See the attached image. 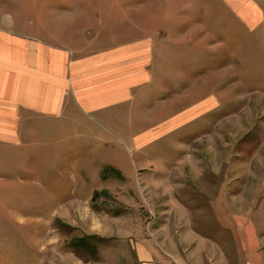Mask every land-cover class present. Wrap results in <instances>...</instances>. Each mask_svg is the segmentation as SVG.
Segmentation results:
<instances>
[{"label": "rangeland", "instance_id": "rangeland-1", "mask_svg": "<svg viewBox=\"0 0 264 264\" xmlns=\"http://www.w3.org/2000/svg\"><path fill=\"white\" fill-rule=\"evenodd\" d=\"M50 1L51 4L55 2ZM200 1L202 14L199 22H203L207 29L206 41L201 42L198 47L192 42L179 49L171 47L164 52L163 59H169L166 56L169 53L175 55L183 51L184 56L189 58L185 68L188 78L183 80L184 83L190 87L198 83L194 87L196 93L206 100L216 97L217 107L208 108L204 115L189 124L168 128H150L146 122H136V116H145V112L127 111L126 123L120 129L121 135L126 139H116L110 134L108 138L111 139H104L100 144L95 139L88 142L85 139H69L67 143L56 142L46 148L51 154L47 162L51 167H60L62 173H67L70 169L81 173L80 168L84 166L82 162L85 158L89 162L94 161V168L99 167L103 161H112L115 166L121 164L129 173L127 178L134 180L132 193L97 191L94 193V203L89 205L91 207H86V202L83 203L92 196L89 191L91 189L87 191L78 188L73 191L66 185L62 191H57L53 188L56 176H51L43 190L35 177L37 158L14 159L13 153L7 156L6 144L0 142V171L9 167L18 173L13 177L12 190L0 191V202H13L14 208L13 216L5 218L0 207V264H137L129 242L130 235L134 236L136 232L138 235L143 233L148 243L163 253L160 264H185L182 256L177 254L188 247L192 250V256L186 258H193L197 262L199 250L214 254L213 248L219 245L230 249L232 253L236 249L242 251L238 262L236 256L232 257L236 264H264V198L259 201V207L253 209L255 221L246 224L242 216L238 218L239 224H236L231 241L226 225H221L223 228H220L214 222L212 209L203 205L206 208H198L195 205L190 209L193 210L190 214L193 225L190 226L211 239H214L216 232L222 235L220 241H205L203 237L194 240L188 236L181 223L182 208L176 207L171 193L164 190L165 184L169 183L170 189L178 198L184 197L197 203L198 181L196 176L189 175V171L192 173L197 164L202 162L208 171L205 173L209 175L215 166L213 156L216 153L222 156L221 160L225 164H228L231 155H238L239 159L242 157L241 160L234 159V162H238L235 175L239 177V194L247 187L246 197L253 200L257 187L264 185V0L252 2L257 7L256 17L262 18L258 25L248 16L243 20L224 0ZM101 2L93 0L91 7L100 6ZM143 2L125 0L121 1L120 6L136 8ZM62 3L67 7L88 6L86 0H62ZM5 4L6 0H0V6ZM179 4L182 7L187 5L186 0H180ZM32 6L38 5L35 3ZM189 9H193L191 4ZM190 10L187 21L189 25L198 22ZM5 28L7 17L0 16V31L6 32ZM171 76L172 74L161 77L159 85L164 83L166 89L159 86L161 90L157 91L156 98L151 102L147 101L144 107L152 105L160 108L163 102L170 99L168 95L172 93L171 85L174 81ZM139 100L136 102L141 105L142 96ZM189 103L193 104L192 100ZM153 131L157 134L152 139L135 138ZM135 133L137 136H134ZM29 142L27 153L34 156L42 144H38V139H29ZM67 144H74V147L68 153L63 150L66 154L61 156V146L64 149ZM255 152L261 154L255 160V171L244 174V160ZM188 160L189 166L185 167ZM102 168L104 179L121 178V175L117 177L114 174V167ZM23 176L25 181L19 182V178ZM226 176L210 175L206 179L219 182L221 177L223 181ZM99 177L89 174V182L93 183L94 188L100 184ZM66 179L69 180L67 175ZM2 182L4 181L0 179V183ZM152 186L158 191L152 189ZM67 204H73L67 209V216L54 219L57 215L64 214V206ZM102 211L108 212L110 217H102ZM123 214L127 217L126 222L117 223L114 216ZM247 236L252 239L249 240ZM73 239H82L83 242L94 245L97 249L96 256L89 246L78 244V249L70 247L69 243ZM248 246L253 253L250 257V254H245ZM170 252L174 255H169ZM256 252H260L259 257ZM216 255L214 257L218 262L219 256Z\"/></svg>", "mask_w": 264, "mask_h": 264}, {"label": "crops", "instance_id": "crops-1", "mask_svg": "<svg viewBox=\"0 0 264 264\" xmlns=\"http://www.w3.org/2000/svg\"><path fill=\"white\" fill-rule=\"evenodd\" d=\"M6 1L5 6H0V16L7 17L6 32L0 31V142L6 144L7 156L13 153L14 159L37 158L35 177L43 190L51 176H56L53 188L57 191H62L66 185L73 191L78 188L87 191L91 189L89 191L92 193L89 194L92 196L83 202H86V207L94 203V193L97 191L132 193L134 180L127 178L129 173L121 164L115 166L112 161H103L99 167L94 168V161L89 162L85 158L82 162L84 166L80 168L81 173L74 169L62 173L60 167H51L47 162L51 154L46 148L56 142L67 143L69 139H85V142L95 139L100 144L104 139H111L108 138L110 134L116 139H126L121 135L120 129L126 123L127 111L145 112V116H136V122H146L150 128H168L189 124L204 115L208 108L217 107L216 97L206 100L196 93L194 87L198 83H194L193 87L184 83L183 80L188 78L185 68L189 58L184 56L183 51L175 55L169 53V56L166 55L169 59H163L164 52L171 47L179 49L191 42L198 47L201 42L206 41L207 29L203 22H199L202 1L186 0V7H182L180 0H140L144 1L140 7L130 9L120 6L121 1L125 0H101L97 7H91L93 0H86L87 7H67L62 0H54L53 4L50 0ZM224 1L243 20L248 16L255 21V25L262 20L256 17L257 7L253 5V0ZM35 3L38 6H32ZM190 4L192 10L189 9ZM259 9L262 10L260 7ZM189 10L198 19V22L191 25L187 23ZM180 53L183 55L180 56ZM164 63L167 65L164 66ZM170 70L172 73H169ZM171 74L174 81L171 85L172 93L168 95L170 99L163 102L160 108L152 105L144 107L147 101L151 102L156 98L159 86L166 89L164 83L159 85L161 77ZM141 96L143 101L139 105L137 102ZM190 100L193 104L189 103ZM155 134L157 132L153 131L135 138L152 139ZM135 135L137 136L136 133ZM29 139H38V144H42L34 156L27 153L31 143ZM73 147L74 144H67L64 149L61 146L60 155L70 152ZM187 156L189 157L188 154ZM259 156L261 154L255 152L244 160V174L255 171V160ZM213 157L215 166L209 175L205 173L208 171L202 162L197 164L192 173L189 171V175L197 177V203L184 197L178 198L170 189L169 183L165 184L164 190L171 193L176 207L182 208L181 223L190 238L195 240L203 237L205 241H220L222 236L216 232L214 239H211L190 226L193 225V217L190 216L193 210L190 209L196 205L198 208L212 209L214 222L220 228H223L221 225H226L231 241L240 216L246 224L255 221L253 209L259 207V201L264 198V185L257 187L253 200L246 197L247 187L239 194V177L235 175L238 162H234L239 156L231 155L228 164L223 163L219 153ZM241 159L242 157L239 160ZM188 162L189 160L185 162V167L189 166ZM104 166L114 167V174L117 177L121 175V178L104 179ZM15 173L17 172L9 167L0 171V179L4 181L0 183V191L12 190ZM89 174L100 176L97 187L94 188L93 183L89 182ZM217 174L227 176L223 181L221 177L219 182L206 179V176ZM66 175L69 180H65ZM169 179L167 176V180ZM19 180L24 182V176ZM12 203L0 202L5 218L13 216ZM72 206L73 204L65 205L64 214L57 215L54 219L67 216L66 211ZM101 215L110 217L105 211ZM114 217L120 224L127 220L124 214ZM129 242L137 264L162 263L163 253L151 246L143 233L130 235ZM227 249L219 245L213 248L214 254L210 251L205 253L201 249L198 251L197 262L193 258H186L192 256L190 247L177 255L182 256L185 264H236L242 251L236 249L232 253ZM215 254L219 256L220 263L216 262ZM245 254H250L249 257L253 255L249 246ZM169 255L173 256L174 253L170 252ZM256 255L259 257L260 252H256ZM233 256H236L237 262H234Z\"/></svg>", "mask_w": 264, "mask_h": 264}, {"label": "trees", "instance_id": "trees-1", "mask_svg": "<svg viewBox=\"0 0 264 264\" xmlns=\"http://www.w3.org/2000/svg\"><path fill=\"white\" fill-rule=\"evenodd\" d=\"M93 238L94 237H96V236H92ZM92 237H91V239H92ZM89 238H90V236H89ZM78 244H80V246L81 245H85V246H89V248L92 250V252H93V254H95L94 256H96V253H97V249H96V247L94 246V245H91V243H85V242H83L82 241V239L80 240V239H73L70 243H69V246L70 247H72L73 249H78L77 247H78Z\"/></svg>", "mask_w": 264, "mask_h": 264}]
</instances>
